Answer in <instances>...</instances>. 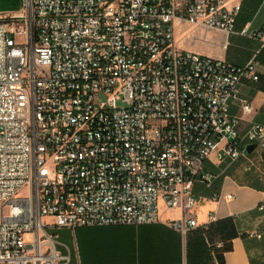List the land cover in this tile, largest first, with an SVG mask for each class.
Instances as JSON below:
<instances>
[{
    "label": "built area",
    "instance_id": "built-area-1",
    "mask_svg": "<svg viewBox=\"0 0 264 264\" xmlns=\"http://www.w3.org/2000/svg\"><path fill=\"white\" fill-rule=\"evenodd\" d=\"M229 4L22 0L0 14V264H59L55 231L153 225L163 209L183 212L172 226L187 235L213 153L252 169L258 149L264 163V123L244 133L230 113L258 62L177 44L182 24L263 40L264 25L237 32L241 6Z\"/></svg>",
    "mask_w": 264,
    "mask_h": 264
},
{
    "label": "crops",
    "instance_id": "crops-1",
    "mask_svg": "<svg viewBox=\"0 0 264 264\" xmlns=\"http://www.w3.org/2000/svg\"><path fill=\"white\" fill-rule=\"evenodd\" d=\"M229 3L230 8L241 6L237 32L263 27L264 0ZM15 9L8 11H19ZM176 35L178 47L184 51L236 67L258 62L259 82L241 83L230 113L244 118V133L253 124H263L264 39L228 36L187 24L179 25ZM244 102L252 107L249 115L243 114ZM220 155L215 152L204 163L202 174L210 177V183L198 181L194 187L197 204L192 217L198 228L183 235L172 226L184 217L183 212L163 209L162 221L153 225L61 229L54 232L57 251L64 258L59 264H264V211L259 209L264 204V163L260 152L250 155L255 164L252 169L245 160L231 162L221 160Z\"/></svg>",
    "mask_w": 264,
    "mask_h": 264
},
{
    "label": "rangeland",
    "instance_id": "rangeland-1",
    "mask_svg": "<svg viewBox=\"0 0 264 264\" xmlns=\"http://www.w3.org/2000/svg\"><path fill=\"white\" fill-rule=\"evenodd\" d=\"M14 8H18L19 11H8V10H12ZM15 9V10H18ZM22 9V0H0V14H5V15H14L17 14L18 12H20ZM16 92L18 94L19 100L24 102L25 101V97H24V93L21 89H17L16 88ZM24 110L23 108L19 105V116H21L23 114ZM257 151H259L257 149ZM256 151V153H258Z\"/></svg>",
    "mask_w": 264,
    "mask_h": 264
},
{
    "label": "water",
    "instance_id": "water-1",
    "mask_svg": "<svg viewBox=\"0 0 264 264\" xmlns=\"http://www.w3.org/2000/svg\"><path fill=\"white\" fill-rule=\"evenodd\" d=\"M253 150H254V146H250V147L248 148V153L251 154V153L253 152Z\"/></svg>",
    "mask_w": 264,
    "mask_h": 264
},
{
    "label": "trees",
    "instance_id": "trees-1",
    "mask_svg": "<svg viewBox=\"0 0 264 264\" xmlns=\"http://www.w3.org/2000/svg\"><path fill=\"white\" fill-rule=\"evenodd\" d=\"M55 234H57V233H55Z\"/></svg>",
    "mask_w": 264,
    "mask_h": 264
}]
</instances>
